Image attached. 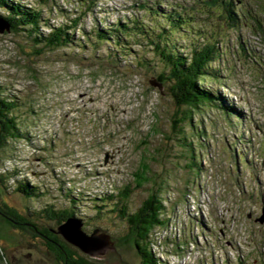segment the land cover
Listing matches in <instances>:
<instances>
[{"label":"rangeland","instance_id":"rangeland-1","mask_svg":"<svg viewBox=\"0 0 264 264\" xmlns=\"http://www.w3.org/2000/svg\"><path fill=\"white\" fill-rule=\"evenodd\" d=\"M21 1L42 10L53 26H71L85 10L80 0ZM203 1L98 0L69 31L68 47L40 55L24 34L0 33V92L18 102L24 134L3 153L2 169L14 174L3 200L26 214L48 206L71 210L87 235H108L92 254L72 246L93 264L142 263L127 240V223L112 211L115 201L107 200L130 188L129 210L142 205L153 186L136 188L142 160L154 181L164 182L171 215L169 227L153 235L159 264H264V224L255 221L264 208V0H234L238 23L226 14L230 0ZM171 10L190 26L168 25L162 14ZM137 22L145 36L135 29L124 36L122 26ZM164 30L186 53L205 41L216 40L221 49L212 65L217 77L207 85L231 108L207 106L186 127L203 168L198 176L171 139L177 109L159 83L168 70L150 42ZM23 180L42 196L27 199L15 191ZM41 216L32 218L37 226L58 229ZM0 233V264H56L36 232L21 233L0 220Z\"/></svg>","mask_w":264,"mask_h":264},{"label":"trees","instance_id":"trees-1","mask_svg":"<svg viewBox=\"0 0 264 264\" xmlns=\"http://www.w3.org/2000/svg\"><path fill=\"white\" fill-rule=\"evenodd\" d=\"M97 1L80 0V5L85 10L81 16L71 20V26L64 23L58 26L49 25L44 19L42 10L27 7L21 0H0V11H2L0 18L9 23V32H13L14 34L22 33L33 42L34 47H39L35 54L40 55L46 49L54 51L59 48L68 47L73 42L69 31H75L79 28L82 15L86 16L92 12ZM211 1L217 3V0ZM141 6L142 8H147V3ZM228 6L226 9L227 16H229L231 22L238 23V17L234 9V0L229 1ZM157 10L162 11L163 9L158 6ZM190 13L189 16H191ZM240 13L242 12L240 11ZM162 15L167 20L168 25H171L174 30L190 26L189 21L179 11L171 10L166 16ZM257 23L261 27L260 21H257ZM137 25H139L138 22L135 23L133 28L129 27V25L122 26L121 31L123 30V35L126 36L130 30L135 29V31H140L141 35L144 34L145 36L144 28H139ZM42 27H46L48 32L42 31ZM172 31L170 32L173 33ZM9 32L6 31V33ZM98 37L101 40H106L109 36L99 33ZM156 38L157 40L151 39L150 42L155 47L154 52L157 53V56H159L168 70L160 72L158 80L159 83L167 85L168 92L177 109L172 118L171 133L173 135L171 139L175 138L179 146L183 147L184 151H186L182 155L189 160L185 166L189 173L192 172L195 176H198L203 168L201 161L198 159L200 156H197L195 151L194 143L189 140L186 128L187 124L191 125L194 115L199 114L207 106H219L222 110L226 111L231 108L226 104H222V101L219 102L220 98L217 89L207 85L209 79L213 78L215 80L217 77V68L213 70L212 65L217 59L219 61L221 56L219 42L216 40L214 42L205 41L203 44H200L201 46L193 43L192 50L186 53L184 50L174 47L172 40L167 36L166 30L162 34L157 35ZM118 42L119 38L115 43L117 44ZM163 44H165V47ZM18 106L19 104L15 99L3 96L0 92V220L10 228L21 233L33 231L40 235L45 240L49 251L55 256L56 264H93L92 261L81 255L76 248L66 242L57 233V230H52L43 225L42 227L37 226L36 222L32 220L34 216L39 220L42 218L41 215H43L46 219L53 220L56 222V225L60 226L69 218L77 219L73 211L56 210L53 206H48L39 212L26 214L9 206L3 200L4 194L9 189V182L14 177V174L2 169L4 162L3 153L6 151L10 141L24 138L23 129L16 114ZM191 127L194 128L195 126L192 125ZM199 135H204V132H200ZM204 146L202 144L199 147ZM150 172L149 164L146 160H142L141 166L134 173L137 189L144 187L150 182L153 183L147 198L135 211L131 212L127 206L131 193L130 188L118 193L119 201L117 202V195H110L107 199L110 202L115 201L113 202L114 208L112 211L118 212L119 218L127 223L129 231L127 240L133 241L137 254L142 260L141 264H159V259L153 252V244L155 242L153 235L159 230L167 229L171 221V215L166 206L164 182L157 183L154 181ZM16 184L15 191L23 194L27 199L42 196L39 188L31 186L27 181H17ZM184 196H187L186 193H184ZM4 258L5 253L0 245V260H4Z\"/></svg>","mask_w":264,"mask_h":264},{"label":"water","instance_id":"water-1","mask_svg":"<svg viewBox=\"0 0 264 264\" xmlns=\"http://www.w3.org/2000/svg\"><path fill=\"white\" fill-rule=\"evenodd\" d=\"M10 31V25L0 18V33ZM258 222L264 224V208L262 209V215L258 218ZM82 222L69 218L65 223L61 224L57 233L60 234L63 239L71 244L79 248L82 252L92 254L96 250L104 248V246L108 243V235L105 234H97L98 231H95L92 235H87L82 230Z\"/></svg>","mask_w":264,"mask_h":264},{"label":"flooded vegetation","instance_id":"flooded-vegetation-1","mask_svg":"<svg viewBox=\"0 0 264 264\" xmlns=\"http://www.w3.org/2000/svg\"><path fill=\"white\" fill-rule=\"evenodd\" d=\"M257 219H258V218H257ZM257 219L255 220L256 222H258V220H257ZM260 224H261V223H260Z\"/></svg>","mask_w":264,"mask_h":264}]
</instances>
